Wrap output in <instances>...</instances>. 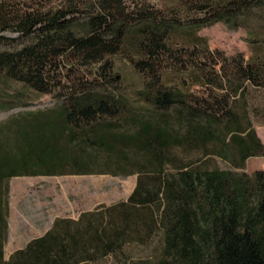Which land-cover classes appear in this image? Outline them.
I'll list each match as a JSON object with an SVG mask.
<instances>
[{"label":"trees","instance_id":"trees-1","mask_svg":"<svg viewBox=\"0 0 264 264\" xmlns=\"http://www.w3.org/2000/svg\"><path fill=\"white\" fill-rule=\"evenodd\" d=\"M41 1L0 0V111L23 107L0 120V264H88L150 240L161 264H264V168L240 170L264 155L249 100L264 55L198 33L264 20V0ZM123 53L146 77L149 110L115 87ZM192 85L207 97L191 101ZM33 91L54 104L32 107ZM96 151L138 173L128 198L57 216L5 258L10 178L111 171L92 167ZM213 156L233 167L207 166Z\"/></svg>","mask_w":264,"mask_h":264},{"label":"rangeland","instance_id":"rangeland-1","mask_svg":"<svg viewBox=\"0 0 264 264\" xmlns=\"http://www.w3.org/2000/svg\"><path fill=\"white\" fill-rule=\"evenodd\" d=\"M44 1L59 3L61 0H42L41 2ZM78 1L82 2L81 0ZM146 1H151L159 6L163 5L162 0ZM126 2L131 4V0H126ZM198 33L207 38L212 48L224 49L229 54L243 51L247 58L254 54L264 55V20L262 18L253 17L248 20L246 25L238 28H234L224 21H219L201 27ZM8 34L11 35V33ZM180 35H187V33L178 31L176 36L180 37ZM114 62L113 71L119 75L115 87L128 96L129 105L134 109L149 110L152 108L151 103L139 92L145 86L146 77L132 66L124 53L116 56ZM169 79L171 81L173 79L178 80V77L171 73ZM190 93L189 97L193 102L201 97H207V93L200 85H192ZM28 99L35 106L53 105L55 102L51 93L39 94L34 91L30 93ZM249 100L253 119L260 136L264 140V88L252 87ZM123 115H128V112H124ZM122 118L117 120L122 122ZM172 150L173 153L182 155H192L198 152L197 148L192 147L187 149L179 147ZM96 152H99V156L95 159L92 167L98 171L106 169L111 171L19 175L10 178V208L5 258H9L15 249L24 246L31 237L49 229L57 216L77 217L80 211L93 208L101 202L112 203L128 198L136 185L138 173H126V170L115 164L107 166L103 164L106 158L105 153L103 151ZM206 165L223 168L233 167L228 160L217 156L211 157L210 162H207ZM166 167L172 169L175 165L170 162ZM261 168H264V155H256L250 157L246 167L240 168V170H247L252 173ZM114 171L118 173L115 174ZM159 250L160 247L155 240H150L149 243L129 244L126 253L123 255L111 256L88 264H161Z\"/></svg>","mask_w":264,"mask_h":264},{"label":"water","instance_id":"water-1","mask_svg":"<svg viewBox=\"0 0 264 264\" xmlns=\"http://www.w3.org/2000/svg\"><path fill=\"white\" fill-rule=\"evenodd\" d=\"M38 106H40V105H34V106H32V107H38ZM27 108H30V107H27ZM17 109H23V107H21V108H17ZM2 116H4V115H2Z\"/></svg>","mask_w":264,"mask_h":264},{"label":"crops","instance_id":"crops-1","mask_svg":"<svg viewBox=\"0 0 264 264\" xmlns=\"http://www.w3.org/2000/svg\"><path fill=\"white\" fill-rule=\"evenodd\" d=\"M43 233H44V232H43ZM43 233H41V234H43ZM41 234H39V235H41ZM39 235H36V236H39ZM33 237H35V236H33ZM33 237H31V238H33ZM31 238H30V239H31ZM30 239H29V240H30ZM27 242H28V240H27ZM27 242H26V243H27Z\"/></svg>","mask_w":264,"mask_h":264}]
</instances>
